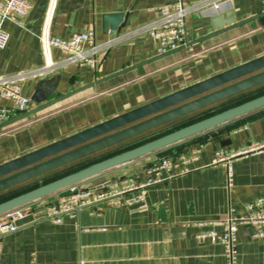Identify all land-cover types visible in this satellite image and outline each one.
Segmentation results:
<instances>
[{"label": "crops", "instance_id": "1", "mask_svg": "<svg viewBox=\"0 0 264 264\" xmlns=\"http://www.w3.org/2000/svg\"><path fill=\"white\" fill-rule=\"evenodd\" d=\"M203 1L184 0L187 6ZM27 2L25 15H13L4 23L9 39L0 48V75L56 65L46 75L24 82L22 91L28 97L42 79L58 77L50 98L102 80L0 126V163L264 54V15L213 33L210 18L216 13L212 9L193 10L186 17L185 43L170 52L158 53L157 43L140 30L155 19L157 7L165 0ZM225 8L232 9L235 20L241 21L264 11V0H229ZM108 13L125 15L123 25L113 33L102 32V16ZM90 29L97 40L117 37L109 49L98 54L93 71L63 63V52L48 44L49 38L66 39ZM263 87L228 101H237ZM221 102L114 144L85 158L89 161L80 166L219 109ZM33 107L31 102L29 109ZM255 145L259 146L232 159L233 175L228 185L226 167L215 160V152L229 153ZM194 149H199L196 158L183 165L180 156H188ZM164 156L177 160L175 171L185 167V172L146 188L144 201L138 205L104 206L98 214L95 207L86 206L73 215H62L57 222L42 215L47 205L57 202L61 190L29 203L34 220L0 237V264H226L220 243L199 241L196 235L212 228L221 231L213 224L215 221L225 219L229 213H242L246 203L264 197V106L78 184L98 189L121 179L143 178L145 169ZM61 169L1 192L0 200L24 191L33 182L41 183ZM254 234L251 224L238 226L237 264H264V234Z\"/></svg>", "mask_w": 264, "mask_h": 264}, {"label": "water", "instance_id": "2", "mask_svg": "<svg viewBox=\"0 0 264 264\" xmlns=\"http://www.w3.org/2000/svg\"><path fill=\"white\" fill-rule=\"evenodd\" d=\"M264 15L261 11L241 21H236L232 9L214 14L210 18L213 33L239 25ZM125 20L123 13H108L102 16V32L113 33L120 29ZM169 50L167 52H170ZM142 61L128 68H133L147 61ZM118 73V72H116ZM113 73L109 76H113ZM102 79H96L83 87L74 89L59 97L50 98L56 90L58 77L42 79L30 95L35 107L0 124L6 125L26 117L43 107L89 87ZM264 84V54L239 65L216 73L208 78L190 84L167 95L120 113L80 131L62 137L41 147L0 163V193L15 186L38 178L59 168L75 164L79 160L128 141L162 125H167L179 118L219 103L235 94L248 91ZM264 106V93L230 106L219 112L201 118L177 129L164 133L151 140L94 161L75 171L62 175L46 183L27 189L12 197L0 201V214L51 195L72 184L79 183L97 173L114 166L124 164L146 154L163 149L175 142L191 137L241 115ZM122 178V177H121ZM28 214L17 220V225L33 221Z\"/></svg>", "mask_w": 264, "mask_h": 264}, {"label": "built area", "instance_id": "3", "mask_svg": "<svg viewBox=\"0 0 264 264\" xmlns=\"http://www.w3.org/2000/svg\"><path fill=\"white\" fill-rule=\"evenodd\" d=\"M229 0H206L194 6H187L184 0H165L157 7V16L148 22L140 30L157 43L158 53L174 50L185 43L186 17L193 11H206L212 9L215 13L224 11ZM29 9L27 0H0V48H4L8 42L9 34L4 29V23L13 15H25ZM117 37L97 40L92 29L73 33L70 37L49 38L48 44L63 52V63L77 66H86L95 70L98 62V54L109 49ZM56 65L45 64L39 67L17 71L9 75H0V124L12 117L27 111L30 107V97L22 91L25 81L32 78H40ZM7 102V103H5ZM259 145L248 149H240L226 153L223 150L215 152V160L224 163L226 167L227 184H231V161L239 155L254 150ZM199 149L192 150L188 156L181 155L179 159L183 165L195 159ZM178 162L169 156L160 157L156 162L145 169L143 178H126L111 183L98 189H90L72 184L61 190L57 202L46 206L42 217L59 222L62 215H73L75 211L86 207H95V213H99L104 206H133L144 201L145 189L168 179L176 174L185 172L183 167L178 171ZM175 171V172H174ZM29 205L19 206L0 214V237L14 232L19 226L17 220L31 214ZM214 225L221 227V231L214 228L203 230L196 235L199 241L208 239L211 242L220 243L224 248L226 264H237L236 232L240 224H251L255 228V236L264 234V197H258L243 206V212L231 214ZM2 242L0 239V251Z\"/></svg>", "mask_w": 264, "mask_h": 264}, {"label": "trees", "instance_id": "4", "mask_svg": "<svg viewBox=\"0 0 264 264\" xmlns=\"http://www.w3.org/2000/svg\"><path fill=\"white\" fill-rule=\"evenodd\" d=\"M260 86H261V85H260ZM248 91H249V90H248ZM245 92H247V91H245ZM242 93H243V92H242ZM263 93H264V87H263V88H259L258 90H256L255 94L252 93L251 96H247V97L241 98V99H239V100H237V101H235V102H232V103H230V104H226L225 106H222V107H220L219 109L208 111V112L204 113V114H203L202 116H200V117L188 119V120L182 122V124H179V125H177V126L174 127V128L167 129V130H165L164 132H159V133H155V134L149 135L148 137H145V138H143V139H140V140H138V141H136V142H133V143L127 145V146L124 147L122 150H121V149L118 150V152L123 151V150L128 149V148H131V146L133 147V146H136V145H138V144H141V143H143V142H145V141L151 140V139H153V138H155V137H158V136H160V135H162V134H164V133H167V132H169V131H172V130H174V129H177V128L183 126V125H186V124H189V123L194 122V121H196V120H199V119H201V118L207 117V116H209V115H211V114H214V113H216V112H219V111H221V110H223V109H226V108H228V107H230V106H233V105L236 106V104H239V103H241V102H243V101H246V100H248V99H251V98H253V97H256V96H258V95H261V94H263ZM240 94H241V93H240ZM235 95H236V94H235ZM237 95H239V94H237ZM237 95H236V96H237ZM232 97H234V96H232ZM232 97H230V98H228V99H225V101H224V100H223L222 102L220 101L221 104L223 103V105H224V103L227 102V100H230ZM115 153H117V151H116V152H113V153H109V155H107V156H105V157H108V156L113 155V154L115 155ZM105 157H103V158H105ZM103 158H100V159H103ZM100 159H99V160H100ZM82 167H83V166H82ZM79 168H81V166H77V168L72 167V168H70V170H68V168H67V169H65L66 171H64V170H63L64 172L62 171L63 173H61V174H56V175L53 176V177H47V178H45L44 180H42L41 183L37 182V183L34 184V186L29 187V188H27V189L29 190V189H31V188H33V187H35V186H38V185H40V184L46 183V182H48V181H51V180H53V179H55V178H58V177H60V176H62V175H65V174H67V173H70V172H72V171H75V170H77V169H79ZM60 172H61V171H60ZM27 189H25L24 191H26ZM24 191H21V192H24ZM21 192H18V193H21ZM18 193H15V192H14V193H11V194H9V195H8L6 198H4V199H7V198H9V197H12V196H14V195H16V194H18ZM4 199H2V200H4ZM2 200H0V201H2Z\"/></svg>", "mask_w": 264, "mask_h": 264}, {"label": "rangeland", "instance_id": "5", "mask_svg": "<svg viewBox=\"0 0 264 264\" xmlns=\"http://www.w3.org/2000/svg\"><path fill=\"white\" fill-rule=\"evenodd\" d=\"M253 94H255V92H253ZM251 95H252V94H248L247 96H251ZM247 96H246V97H247ZM232 101H236V99H235V100H231V101H228V100H227V102H225L223 106H225L226 104H230V103H232ZM88 159H89V158H88ZM92 159H93V158H92ZM85 160H86V161H84V162H82V163H78L79 166L82 165L83 163H86V162L89 161V160H87V159H85ZM77 166H78V165H77ZM77 166H76V165L74 166V164L71 165V167H75V168H77ZM69 167H70V166H69ZM71 167H70V168H71ZM70 168H68V170H70ZM64 169H65V168H64ZM64 169H63V170H64ZM61 170H62V169H61ZM61 170L56 171L55 173H56V174H61V173H63L64 171H66V170H64V171L62 170V171H63V172H62ZM60 171H61V172H60ZM56 174H52V175L49 176V177H53V176H55ZM33 184H35V183H34V182L31 183L32 186H34ZM31 185H30V187H32Z\"/></svg>", "mask_w": 264, "mask_h": 264}]
</instances>
